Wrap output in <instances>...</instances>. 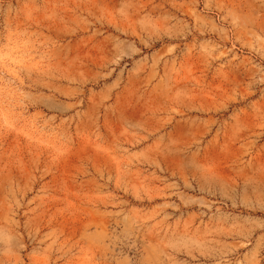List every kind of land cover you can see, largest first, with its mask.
Returning <instances> with one entry per match:
<instances>
[{"label": "rangeland", "instance_id": "1", "mask_svg": "<svg viewBox=\"0 0 264 264\" xmlns=\"http://www.w3.org/2000/svg\"><path fill=\"white\" fill-rule=\"evenodd\" d=\"M0 264H264V0H0Z\"/></svg>", "mask_w": 264, "mask_h": 264}]
</instances>
